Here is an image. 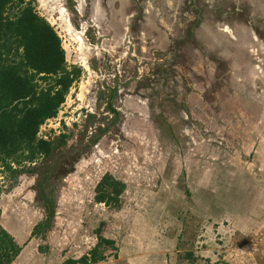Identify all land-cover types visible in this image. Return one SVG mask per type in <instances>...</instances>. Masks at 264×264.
I'll return each instance as SVG.
<instances>
[{
	"label": "rangeland",
	"instance_id": "374dc122",
	"mask_svg": "<svg viewBox=\"0 0 264 264\" xmlns=\"http://www.w3.org/2000/svg\"><path fill=\"white\" fill-rule=\"evenodd\" d=\"M35 2L83 75L39 131L66 146L16 179L0 165V226L45 264L89 254L101 226L98 264H264L248 248L264 229L245 238L228 214L230 177L264 176V0ZM107 174L118 207L95 201ZM42 194L55 214L34 236Z\"/></svg>",
	"mask_w": 264,
	"mask_h": 264
},
{
	"label": "trees",
	"instance_id": "16d2710c",
	"mask_svg": "<svg viewBox=\"0 0 264 264\" xmlns=\"http://www.w3.org/2000/svg\"><path fill=\"white\" fill-rule=\"evenodd\" d=\"M82 75L81 68L68 65L61 39L37 12L35 0H0V165L11 178L66 146L68 135L47 140L39 131L57 116ZM124 190V183L107 174L96 188L95 201L118 207ZM42 198L47 218L34 228V236L50 230L55 214L52 202ZM103 228L96 232L97 246L68 264L105 261L104 251L114 242L104 238ZM22 249L0 226V264H15Z\"/></svg>",
	"mask_w": 264,
	"mask_h": 264
},
{
	"label": "crops",
	"instance_id": "0c3cea01",
	"mask_svg": "<svg viewBox=\"0 0 264 264\" xmlns=\"http://www.w3.org/2000/svg\"><path fill=\"white\" fill-rule=\"evenodd\" d=\"M263 139L264 134L260 137L259 145L264 144ZM261 157H263V159ZM261 157L258 155L257 161H259V163L264 166V154H262ZM233 162H235V160H230V164ZM249 167L250 165L248 166L247 164L244 168L240 169V172H238L239 175L237 177L235 176L240 180H236L235 177H230V183L235 186V189L232 192L230 191V213L228 212V214H230L231 224L234 225V230L244 231L246 235L244 236L245 238L249 237V233H251V237L253 231L261 232L264 229V225H261V220L264 218V176L258 175L259 179H251ZM236 182L238 183L237 185ZM258 216L260 219H258ZM238 218L244 220L242 225L237 223ZM251 242L252 241L249 242L250 245L248 244V248L256 249L254 253L262 252L264 254L262 247L257 248L255 245L253 246ZM21 247H23L22 252L17 258L15 264H45V260L37 256L35 257L34 250L28 248L26 244L22 245ZM29 255L32 256L28 257ZM250 257V259H252L254 262L256 261V258H254L253 255H250ZM238 260L239 259L237 257L235 262H238Z\"/></svg>",
	"mask_w": 264,
	"mask_h": 264
},
{
	"label": "flooded vegetation",
	"instance_id": "af4514ba",
	"mask_svg": "<svg viewBox=\"0 0 264 264\" xmlns=\"http://www.w3.org/2000/svg\"><path fill=\"white\" fill-rule=\"evenodd\" d=\"M112 100H113V96L111 97V100H110L109 104L111 103Z\"/></svg>",
	"mask_w": 264,
	"mask_h": 264
},
{
	"label": "water",
	"instance_id": "95a60500",
	"mask_svg": "<svg viewBox=\"0 0 264 264\" xmlns=\"http://www.w3.org/2000/svg\"><path fill=\"white\" fill-rule=\"evenodd\" d=\"M222 264H225V263H222Z\"/></svg>",
	"mask_w": 264,
	"mask_h": 264
}]
</instances>
